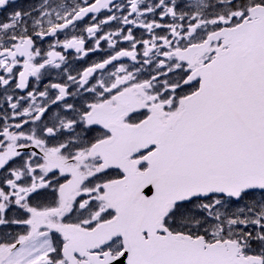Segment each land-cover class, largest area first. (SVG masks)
<instances>
[{
    "label": "snow or ice",
    "instance_id": "1",
    "mask_svg": "<svg viewBox=\"0 0 264 264\" xmlns=\"http://www.w3.org/2000/svg\"><path fill=\"white\" fill-rule=\"evenodd\" d=\"M0 264H264V0H0Z\"/></svg>",
    "mask_w": 264,
    "mask_h": 264
}]
</instances>
